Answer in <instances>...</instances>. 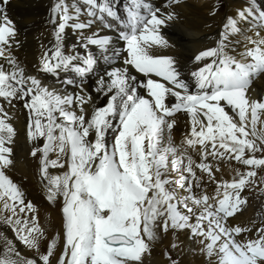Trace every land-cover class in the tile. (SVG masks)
<instances>
[{
  "label": "snow or ice",
  "instance_id": "1",
  "mask_svg": "<svg viewBox=\"0 0 264 264\" xmlns=\"http://www.w3.org/2000/svg\"><path fill=\"white\" fill-rule=\"evenodd\" d=\"M9 3L0 0V264H145L165 235L177 238L167 264H180V235L205 264H264V217L240 220L249 193L264 191V94L252 88L264 77V0H241L187 61L174 54L187 0L122 10L53 0L51 39L30 70L15 54ZM223 5L205 7L215 17ZM17 105L44 199L60 205L54 234L11 175ZM225 161L236 162L228 178Z\"/></svg>",
  "mask_w": 264,
  "mask_h": 264
},
{
  "label": "bare ground",
  "instance_id": "2",
  "mask_svg": "<svg viewBox=\"0 0 264 264\" xmlns=\"http://www.w3.org/2000/svg\"><path fill=\"white\" fill-rule=\"evenodd\" d=\"M52 2L53 0H10L8 5L9 15L18 21V28L20 29L18 38L21 40V47L15 51V54L29 70L40 54L39 43L47 44L51 39L52 26L47 25L46 20ZM164 2L165 0H152V3L156 6H160ZM240 2L241 0H224V5L219 8L218 14L212 17L209 15V8L205 5H215L218 0H187L186 6L177 9L183 17L178 29L184 31L186 35L182 44L174 50V54L187 61L196 51L208 46L210 44L209 37L216 38V33L221 26L225 13L232 12ZM173 30L176 29L165 30V34L171 35ZM74 38V34L68 33L66 43L73 42ZM240 39L242 41V37ZM231 47L237 51H242L243 43L238 45L236 40H233ZM189 67H191L190 64ZM252 88L256 94H264V77L254 80ZM13 116V123L18 130V135L14 147L15 167L11 171V175L15 180L23 183L29 198L40 206L41 222L47 226L49 233L54 234V231L60 230V205H48L44 199V193L37 176L35 160L29 155L31 145L26 139V111L17 105V110L13 113ZM185 124V118L181 117L177 126L173 129L172 135L176 142H179L185 133ZM235 163V161H225L223 163L222 171L226 174L225 178L235 175L233 170ZM246 209L240 216V220L245 222L249 220L259 221L262 218L257 210L255 211L250 207ZM8 235L11 237L12 233L9 231ZM179 240L185 242L181 245L184 250L172 249L173 258L179 259L180 264H205L206 258L204 256L191 251L192 245L187 242L186 236L180 235ZM172 242H177L176 236L165 235L158 239L153 245L152 254L146 257L145 264H167V258L163 253L170 250ZM17 246L22 252L26 253L28 251L19 242ZM59 247L58 244V249Z\"/></svg>",
  "mask_w": 264,
  "mask_h": 264
},
{
  "label": "rangeland",
  "instance_id": "3",
  "mask_svg": "<svg viewBox=\"0 0 264 264\" xmlns=\"http://www.w3.org/2000/svg\"><path fill=\"white\" fill-rule=\"evenodd\" d=\"M249 206L247 205V207H250L251 209L253 208V210H257V213L263 217L264 216V191H260V190H256L253 193H249ZM245 208V209H246ZM249 209V208H248ZM247 210V209H246Z\"/></svg>",
  "mask_w": 264,
  "mask_h": 264
}]
</instances>
